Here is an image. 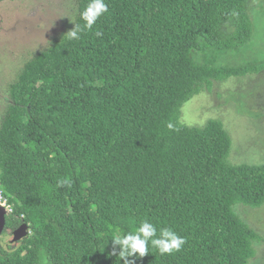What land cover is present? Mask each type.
Instances as JSON below:
<instances>
[{"label":"trees","instance_id":"obj_1","mask_svg":"<svg viewBox=\"0 0 264 264\" xmlns=\"http://www.w3.org/2000/svg\"><path fill=\"white\" fill-rule=\"evenodd\" d=\"M105 2L92 31L53 41L10 86L3 234L22 224L29 234L0 237V264H123L111 236L144 219L186 243L134 264H249L260 237L233 208L264 205V164H231L220 121L187 127L179 115L213 81L264 70L229 64L252 38V0Z\"/></svg>","mask_w":264,"mask_h":264},{"label":"rangeland","instance_id":"obj_2","mask_svg":"<svg viewBox=\"0 0 264 264\" xmlns=\"http://www.w3.org/2000/svg\"><path fill=\"white\" fill-rule=\"evenodd\" d=\"M81 0H7L0 2V123L9 106V89L23 65L72 29ZM249 16L253 35L248 45L229 59L232 66H264V3L252 0ZM228 62V61H226ZM220 121L231 140L229 162L264 164V70L213 81L211 88L184 103L179 122L204 127ZM236 215L255 230L260 241L249 264H264V205H236ZM5 244L12 237L1 235Z\"/></svg>","mask_w":264,"mask_h":264},{"label":"clouds","instance_id":"obj_3","mask_svg":"<svg viewBox=\"0 0 264 264\" xmlns=\"http://www.w3.org/2000/svg\"><path fill=\"white\" fill-rule=\"evenodd\" d=\"M108 4L105 0H87L82 10L78 11L79 20H72L74 27L66 33L69 40H80L86 32L92 31L98 20L108 12ZM97 37L103 35L95 31ZM171 127V125H169ZM70 186L71 180L66 178L57 182L58 187ZM113 254L117 255L123 264H134L151 250L161 256L173 255L182 250L186 239L171 227L156 226L147 219L141 220L134 232H116L111 236ZM118 249V252H117ZM131 258V259H130Z\"/></svg>","mask_w":264,"mask_h":264},{"label":"water","instance_id":"obj_4","mask_svg":"<svg viewBox=\"0 0 264 264\" xmlns=\"http://www.w3.org/2000/svg\"><path fill=\"white\" fill-rule=\"evenodd\" d=\"M6 210L0 206V237L3 234L6 223ZM29 234L27 224H22L18 229L12 232V241L17 243Z\"/></svg>","mask_w":264,"mask_h":264},{"label":"built area","instance_id":"obj_5","mask_svg":"<svg viewBox=\"0 0 264 264\" xmlns=\"http://www.w3.org/2000/svg\"><path fill=\"white\" fill-rule=\"evenodd\" d=\"M0 206L6 210V213H11L13 211L12 205L8 202L2 194L1 183H0Z\"/></svg>","mask_w":264,"mask_h":264},{"label":"flooded vegetation","instance_id":"obj_6","mask_svg":"<svg viewBox=\"0 0 264 264\" xmlns=\"http://www.w3.org/2000/svg\"><path fill=\"white\" fill-rule=\"evenodd\" d=\"M4 1H7V0H0V2H4Z\"/></svg>","mask_w":264,"mask_h":264}]
</instances>
